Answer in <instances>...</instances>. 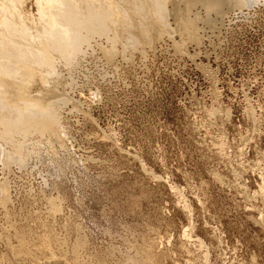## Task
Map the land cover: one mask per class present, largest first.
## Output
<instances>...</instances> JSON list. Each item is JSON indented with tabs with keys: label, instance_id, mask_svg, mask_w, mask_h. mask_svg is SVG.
<instances>
[{
	"label": "rangeland",
	"instance_id": "374dc122",
	"mask_svg": "<svg viewBox=\"0 0 264 264\" xmlns=\"http://www.w3.org/2000/svg\"><path fill=\"white\" fill-rule=\"evenodd\" d=\"M25 1L34 24L37 3ZM183 1L166 6L172 29ZM245 3L210 15L194 6L199 43L174 31L126 51L123 37L109 59L101 37L72 72L60 67L64 147L40 137L28 164L0 163L11 196L0 264L31 263L29 250L56 264L48 252L79 241L116 264L143 237L172 249L164 264H264V0ZM52 238L64 246L45 247Z\"/></svg>",
	"mask_w": 264,
	"mask_h": 264
},
{
	"label": "bare ground",
	"instance_id": "6f19581e",
	"mask_svg": "<svg viewBox=\"0 0 264 264\" xmlns=\"http://www.w3.org/2000/svg\"><path fill=\"white\" fill-rule=\"evenodd\" d=\"M24 1L4 0L0 4V163L4 169H9L15 164H28L33 154L37 157L40 153V137L45 138L49 144L55 142L59 147H64L60 110L61 104L68 102L69 98L61 97L64 94L58 93L54 85L60 83L61 76L63 78L60 67H65L70 72L76 69L86 54L85 48L91 45L93 40L106 38L110 45L103 48V51L109 59L114 58L117 45L124 38L126 43L122 45L123 50L137 48L142 43L152 44L157 36L174 31L180 32L182 36L186 35L192 42L199 43L200 17L197 13H191L194 6L204 5L209 14L213 10L223 13L224 6L243 8L246 5V0H184V11L180 10L178 5L173 8L174 13L177 12L175 18L178 26L176 24V29H172L167 20L170 11L166 9L170 0H32L37 3L38 9L37 17L30 16L35 18L34 24L30 23V17L31 21H26L24 5L20 8ZM38 85L45 88V92L39 96L32 95V88ZM8 188L7 179L0 177V204L4 209L11 200ZM4 214L7 216L8 213ZM262 218L264 219V216ZM1 219L0 215V221ZM187 231L185 228L181 235V244L185 252L189 253L184 246V240L191 238ZM18 233L20 232L16 231L17 240H20ZM21 235L24 237V234ZM37 238L39 237L34 235L32 241ZM155 241L143 237L141 244L128 243V253L126 250L121 256V261L116 264H164L163 259L172 249L157 252ZM51 242L60 247L65 243L52 238L46 241L45 247H52ZM84 244L79 241L72 248L67 246L62 253H56L59 256H55V253L49 255L48 251H44L48 252V257H57L56 260L59 258L60 262L56 264H100L95 257L84 251ZM34 253L36 252L32 250L27 253L31 262L28 264H47L41 263L39 255Z\"/></svg>",
	"mask_w": 264,
	"mask_h": 264
}]
</instances>
